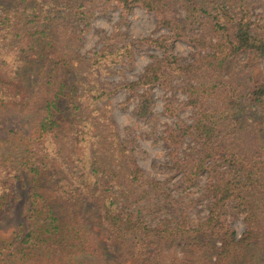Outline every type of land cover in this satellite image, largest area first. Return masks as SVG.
<instances>
[{"label":"trees","instance_id":"trees-1","mask_svg":"<svg viewBox=\"0 0 264 264\" xmlns=\"http://www.w3.org/2000/svg\"><path fill=\"white\" fill-rule=\"evenodd\" d=\"M256 4L0 0V118L31 128L0 135V220L25 191L28 222L0 236V264H264V12L254 19ZM136 8L168 33L137 41L160 57L113 85L103 78L133 62L136 42L121 26ZM109 11H119L118 25L82 53L96 15ZM177 41L194 49L191 61L174 53ZM157 89L186 97L164 106L170 117L192 112L163 141L181 188L205 180L197 199L149 177L134 141L119 133L111 99L125 91L121 106L135 103L134 115L149 122ZM205 199L206 217L193 219Z\"/></svg>","mask_w":264,"mask_h":264},{"label":"rangeland","instance_id":"rangeland-1","mask_svg":"<svg viewBox=\"0 0 264 264\" xmlns=\"http://www.w3.org/2000/svg\"><path fill=\"white\" fill-rule=\"evenodd\" d=\"M252 14L254 19L264 12V0H256ZM182 14V13H181ZM119 23V11H109L106 14L98 13L93 20L92 28L86 35L82 48V53L94 52L102 46V39L108 37ZM126 34V42L134 41L133 62L114 68L113 75L103 78V81H109L117 85L124 80H134L139 77L145 66L155 58L160 57L161 52L153 47L139 44L137 41L143 38H158L168 33L166 29L157 26L155 16L143 10L136 8L129 16L128 25L121 26ZM174 53L185 61L192 60L194 49L185 42L177 41L173 45ZM261 67L264 70V59ZM180 83V81L178 82ZM125 91L117 93L110 101L113 107V115L119 127V133L125 140L134 141L135 156L140 167H142L149 177L166 182V187L175 197L187 199H197L203 194L205 180H200L199 187L191 190L181 188V174L177 173L170 155L164 144L163 137L165 131L174 127L178 120L190 122L192 112L187 109L179 112V118H173L164 112V106L167 103H174L178 106L186 100L185 95L175 89L171 92H164L161 89L156 90L155 119L152 121H142L134 115L135 103L122 107L121 103L127 98ZM10 129L17 132H30L31 128L27 120H23L14 115H4L0 118V135H5ZM192 145V144H191ZM188 145H185V150ZM22 200L19 201L12 215L0 220V236L11 239L13 233L23 223L27 226V217L22 214V203L26 199L25 191L22 193ZM208 200L201 201L197 207L191 211V217L195 220L204 219L208 213ZM154 221V220H153ZM237 236H241L244 230V224L240 217L232 223Z\"/></svg>","mask_w":264,"mask_h":264}]
</instances>
